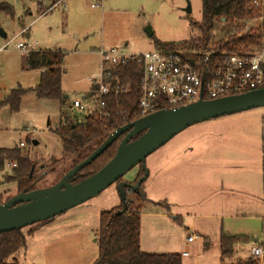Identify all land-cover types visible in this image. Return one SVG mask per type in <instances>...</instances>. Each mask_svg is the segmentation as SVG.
<instances>
[{
    "label": "rangeland",
    "instance_id": "374dc122",
    "mask_svg": "<svg viewBox=\"0 0 264 264\" xmlns=\"http://www.w3.org/2000/svg\"><path fill=\"white\" fill-rule=\"evenodd\" d=\"M2 1L14 13H0L1 27L7 33L6 38L0 36V47L8 43L0 50V148L20 147L37 168L63 155V143L54 130L70 117L84 121L87 113L75 109L73 101L87 100L93 83L101 78L99 49L120 47L143 54L161 50L155 41L200 37L191 22L202 19L201 0H103L100 7L92 6L97 0ZM188 3L190 13L185 10ZM251 25L245 22L238 29L217 23L212 40L218 42ZM20 42L29 45V50L64 51V102L39 98L32 90L42 70L23 68L29 52L17 47ZM19 87L29 91L15 112L2 102ZM71 167V163L57 164L36 186L57 183ZM13 168L6 163L0 170L3 202L19 193L17 185L6 180ZM146 170L148 177L139 192L128 189L126 194L141 205L142 250L180 254L189 250L183 264H223V260L231 264L237 260L223 258L222 232L248 237L237 255L241 258L264 245V106L186 128L122 180L135 184ZM223 178L226 186L239 190L221 189ZM121 205L118 183H114L45 224L23 228L26 246L13 258L19 264H93L99 257L100 215ZM189 236H196L191 244Z\"/></svg>",
    "mask_w": 264,
    "mask_h": 264
},
{
    "label": "trees",
    "instance_id": "16d2710c",
    "mask_svg": "<svg viewBox=\"0 0 264 264\" xmlns=\"http://www.w3.org/2000/svg\"><path fill=\"white\" fill-rule=\"evenodd\" d=\"M201 2L202 19L200 22H191L200 31L198 39L168 43L155 41L156 45L162 49L182 50L184 56L190 60L197 54H202L201 57H203V55L211 53V58L218 59V55L223 52L264 50V5L257 8L254 6L253 0H201ZM2 12L13 15L14 10L11 5L0 0V13ZM245 22L252 24L247 30L234 32L218 42L212 40L217 23L235 25L240 29ZM64 58L65 53L62 50H37L30 51L26 55L23 64L24 69L42 70L39 84L32 89L39 98L61 102L66 100L67 97L62 89V76L65 73L63 69ZM143 71V63L137 60H129L124 64L107 69L108 76L105 80L113 88L111 93L103 95L106 102L103 112L107 115L100 116L96 112L86 114L84 121L77 119V121H73L70 117L63 125L56 128L54 132L63 143V155L54 160L51 165L37 168L36 164L31 162L27 153H24L20 147L0 148V170L8 162L17 164L13 168L12 175L7 176V182L15 183L19 192L25 188H39L36 186V182L44 173L53 171L57 164L71 163L72 167L75 166L85 160L117 128L139 119L141 117L139 104ZM116 87L119 88L118 92L114 90ZM94 88L96 87L93 86L91 91ZM28 91L22 87L15 88L2 103L9 105L12 111L17 112L22 97ZM164 107L165 105L159 107L158 110ZM119 141L114 142L95 161L83 168L73 182L77 183L83 180L109 162L117 151ZM2 202L3 197L0 196V203ZM122 209L123 205L101 213L100 237L98 238L99 257L93 264H183V257L180 253H158L142 250V214L141 205L137 202V198L132 199L126 211L119 213ZM247 241L248 237L245 235L222 234L221 251L223 258L234 255L233 247L235 244L246 243ZM25 246L26 236L22 229L0 233V264H19L13 257ZM222 263L225 264V261L223 260ZM231 264H264V259L261 261L251 256Z\"/></svg>",
    "mask_w": 264,
    "mask_h": 264
},
{
    "label": "water",
    "instance_id": "95a60500",
    "mask_svg": "<svg viewBox=\"0 0 264 264\" xmlns=\"http://www.w3.org/2000/svg\"><path fill=\"white\" fill-rule=\"evenodd\" d=\"M187 13L191 12L188 3ZM223 20H225L223 18ZM0 36L7 33L0 27ZM264 106V88L219 99L204 100L177 107L161 109L117 128L85 160L73 166L57 183L44 188H25L0 203V233L21 230L27 226L53 220L56 216L98 196L114 183L126 211L132 199L127 190L139 192L148 177V171L135 184L122 178L146 158L186 128L227 114ZM120 140L113 158L101 169L74 183L76 175L102 155L114 142Z\"/></svg>",
    "mask_w": 264,
    "mask_h": 264
},
{
    "label": "built area",
    "instance_id": "2783aa9c",
    "mask_svg": "<svg viewBox=\"0 0 264 264\" xmlns=\"http://www.w3.org/2000/svg\"><path fill=\"white\" fill-rule=\"evenodd\" d=\"M102 2L103 0H97L92 6L100 7ZM253 4L259 8L264 5V0H253ZM17 47L29 52L28 46L22 42L18 43ZM99 55L102 73L101 78L93 83L96 88L89 93L87 100L73 101L75 109L87 114L96 112L100 116L107 115L103 112L106 105L103 95L111 93L113 88L105 80L108 76L106 71L129 60L141 61L144 66L139 104L141 117L158 111L159 107L164 105L163 109H175L201 99H219L264 88L263 49L251 52H223L218 55V59L211 58V53L203 57L202 54H197L192 60L185 57L182 50L162 48L136 54L120 47H110L101 48ZM114 90L118 92L119 88ZM20 146H25L24 142H21ZM8 163L13 167L17 165ZM195 239L196 236H189L187 243L191 244ZM251 255L263 261L264 245L253 247ZM187 256L189 250L182 253V257Z\"/></svg>",
    "mask_w": 264,
    "mask_h": 264
},
{
    "label": "crops",
    "instance_id": "0c3cea01",
    "mask_svg": "<svg viewBox=\"0 0 264 264\" xmlns=\"http://www.w3.org/2000/svg\"><path fill=\"white\" fill-rule=\"evenodd\" d=\"M27 35H28V37H30V35L27 33ZM28 47H29V45H27ZM1 48V47H0ZM100 50V49H99ZM30 51H37V50H29V52ZM26 70V69H25ZM42 73V72H41ZM66 97H67V95H65ZM220 188L221 189H228L229 191H231V192H233V191H235V190H239V188L238 187H236V186H234V185H230V184H228L227 186H226V182L224 181V178H223V184H221V186H220ZM244 190L246 191V186L244 187ZM242 206L246 209V200H244V202H243V204H242ZM222 234H224L223 232H222ZM222 234H221V236H222ZM227 235H230V236H237V235H245V234H234V235H232V234H227ZM246 236V235H245ZM255 241L256 242H258V239L256 238L255 239ZM248 242V241H247ZM246 242V243H247ZM242 244H245V243H238V244H235L234 245V247H233V250H234V255L232 256V257H234V259L235 260H240V259H246V258H248V257H251V254H245V256L244 257H238L237 255H239L240 254V250H242V248H241V246H242ZM169 253V252H168ZM183 253V252H182ZM182 253H181V255H182Z\"/></svg>",
    "mask_w": 264,
    "mask_h": 264
}]
</instances>
